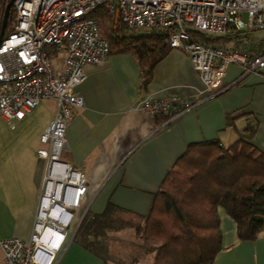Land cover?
<instances>
[{
  "label": "crops",
  "instance_id": "crops-1",
  "mask_svg": "<svg viewBox=\"0 0 264 264\" xmlns=\"http://www.w3.org/2000/svg\"><path fill=\"white\" fill-rule=\"evenodd\" d=\"M257 37L264 40V35ZM84 71L77 86L84 105L70 106L60 159L86 175V192L74 209L72 225L93 215L115 221L113 228L103 224L102 250L113 248L112 232L130 227L137 233L163 178L189 143L217 140L228 145L250 133V141L264 153V67L242 74L239 65L230 64L214 93L177 48L154 65L145 89L140 86L142 69L127 52L110 53L103 63H87ZM168 94L199 102L170 120L166 113L151 115L139 106L145 96ZM33 109L18 121L19 129L0 131V239L28 241L32 233L45 166L37 149L45 146L40 135L55 106L43 123L33 120ZM219 214L223 247L214 264H264V232L253 240H239L234 220L221 207ZM135 241L138 246L140 237ZM142 255L104 258L73 235L54 264H140ZM0 264H5L1 250Z\"/></svg>",
  "mask_w": 264,
  "mask_h": 264
},
{
  "label": "built area",
  "instance_id": "built-area-1",
  "mask_svg": "<svg viewBox=\"0 0 264 264\" xmlns=\"http://www.w3.org/2000/svg\"><path fill=\"white\" fill-rule=\"evenodd\" d=\"M12 6L13 28L0 40V114L15 127L41 99H53L55 111L40 135L45 146L37 149L45 166L30 239L1 238L0 250L5 264H54L76 231L74 209L87 188L85 173L60 159L70 106L84 105L77 89L84 65L103 63L110 54L93 10L110 12L113 26L172 27L169 47L188 56L214 93L230 64L239 65L242 74L264 67V40L253 34L264 29V0H13ZM198 102L168 94L145 96L139 106L170 120Z\"/></svg>",
  "mask_w": 264,
  "mask_h": 264
},
{
  "label": "trees",
  "instance_id": "trees-1",
  "mask_svg": "<svg viewBox=\"0 0 264 264\" xmlns=\"http://www.w3.org/2000/svg\"><path fill=\"white\" fill-rule=\"evenodd\" d=\"M7 1L0 0V25ZM93 13L99 32L108 39L110 53H130L141 67L140 86L145 89L154 65L171 48L167 40L172 27L113 26L112 14L103 7H96ZM14 20L11 5L4 35L13 28ZM249 135L241 134L228 145L217 140L187 145L163 178L142 224L136 227L141 239L137 247L144 250L137 249L133 258L146 252L152 253L151 264H214L223 247L220 207L234 220L239 240H253L264 232V153ZM100 216H83L74 236L107 258L108 249H101V229L103 224L116 226L107 215Z\"/></svg>",
  "mask_w": 264,
  "mask_h": 264
},
{
  "label": "rangeland",
  "instance_id": "rangeland-1",
  "mask_svg": "<svg viewBox=\"0 0 264 264\" xmlns=\"http://www.w3.org/2000/svg\"><path fill=\"white\" fill-rule=\"evenodd\" d=\"M254 35H264V29H257L253 32ZM55 106V101L51 98L41 99L38 105L33 109L32 118L34 121L43 123L48 116L53 112ZM36 126V125H35ZM19 129L18 126L10 127V125L4 120V118L0 114V131H16ZM134 229L130 227L122 228L118 232H112L109 235L111 236V241L113 243V248L109 251L107 258L109 259H118L129 257L132 253H135L139 250H144L142 246H139L138 250H136L137 244L136 241L138 239L137 234ZM137 238V239H136ZM133 246L135 249L132 250ZM140 264H151V254L152 253H142ZM136 255V254H135ZM111 264H113L111 262Z\"/></svg>",
  "mask_w": 264,
  "mask_h": 264
},
{
  "label": "water",
  "instance_id": "water-1",
  "mask_svg": "<svg viewBox=\"0 0 264 264\" xmlns=\"http://www.w3.org/2000/svg\"><path fill=\"white\" fill-rule=\"evenodd\" d=\"M13 0H8L7 3L4 6V12H3V17H2V21H1V25H0V40L3 36L4 33V29L7 23V18H8V13H9V9L12 5Z\"/></svg>",
  "mask_w": 264,
  "mask_h": 264
},
{
  "label": "bare ground",
  "instance_id": "bare-ground-1",
  "mask_svg": "<svg viewBox=\"0 0 264 264\" xmlns=\"http://www.w3.org/2000/svg\"><path fill=\"white\" fill-rule=\"evenodd\" d=\"M50 230H51V228L48 227V228L46 229V233H45V235H47V233H48Z\"/></svg>",
  "mask_w": 264,
  "mask_h": 264
}]
</instances>
